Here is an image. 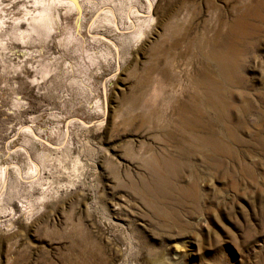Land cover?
<instances>
[{
    "label": "rangeland",
    "instance_id": "1",
    "mask_svg": "<svg viewBox=\"0 0 264 264\" xmlns=\"http://www.w3.org/2000/svg\"><path fill=\"white\" fill-rule=\"evenodd\" d=\"M44 2L0 0V264H264V0Z\"/></svg>",
    "mask_w": 264,
    "mask_h": 264
},
{
    "label": "bare ground",
    "instance_id": "2",
    "mask_svg": "<svg viewBox=\"0 0 264 264\" xmlns=\"http://www.w3.org/2000/svg\"><path fill=\"white\" fill-rule=\"evenodd\" d=\"M60 0H45L44 4H43V7H42V10L36 15L33 17V20L38 23V24H42V23H46V21L50 18V7L55 3H58ZM98 2V1H97ZM105 2V1H104ZM152 5V4H151ZM254 6V5H253ZM112 7V6H111ZM151 8L152 6L149 7L148 9V15L149 14H152L150 13L151 11ZM89 10V9H88ZM147 18V17H146ZM147 20V19H146ZM138 27V26H137ZM147 28V27H146ZM138 29V28H137ZM172 32V31H171ZM146 34V33H145ZM25 32H21L20 33V36L23 38L25 37ZM213 52V51H212ZM222 62V61H221ZM121 69V68H120ZM119 69V70H120ZM227 71V70H226ZM121 72V71H120ZM219 73V72H218ZM116 79V78H115ZM179 115V114H178ZM73 119V118H71ZM70 126V125H69ZM192 132V131H190ZM193 133V132H192ZM140 155V154H139ZM59 156V155H58ZM53 158V157H52ZM55 159V158H54ZM62 165V164H61ZM50 167V166H49ZM39 172V171H38ZM72 174V173H71ZM42 178V177H41ZM47 180V179H46ZM48 192V191H47ZM51 194V193H50ZM178 256L174 255L172 258L175 259V258H178ZM96 261V260H95Z\"/></svg>",
    "mask_w": 264,
    "mask_h": 264
}]
</instances>
